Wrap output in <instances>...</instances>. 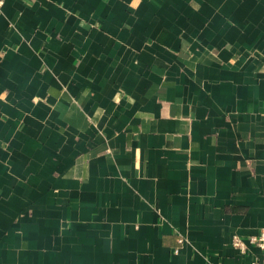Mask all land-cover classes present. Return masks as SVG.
Instances as JSON below:
<instances>
[{
    "label": "crops",
    "instance_id": "crops-1",
    "mask_svg": "<svg viewBox=\"0 0 264 264\" xmlns=\"http://www.w3.org/2000/svg\"><path fill=\"white\" fill-rule=\"evenodd\" d=\"M264 229V0H0V264H248Z\"/></svg>",
    "mask_w": 264,
    "mask_h": 264
},
{
    "label": "built area",
    "instance_id": "built-area-1",
    "mask_svg": "<svg viewBox=\"0 0 264 264\" xmlns=\"http://www.w3.org/2000/svg\"><path fill=\"white\" fill-rule=\"evenodd\" d=\"M231 244L240 253H245L248 245H256L260 249V256H254L248 264H264V229L258 235L248 237L247 240L234 236Z\"/></svg>",
    "mask_w": 264,
    "mask_h": 264
}]
</instances>
